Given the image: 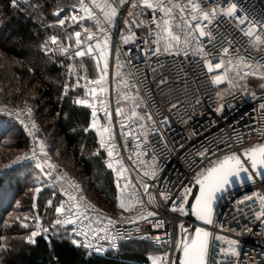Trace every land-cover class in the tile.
Wrapping results in <instances>:
<instances>
[{
    "label": "built area",
    "instance_id": "1",
    "mask_svg": "<svg viewBox=\"0 0 264 264\" xmlns=\"http://www.w3.org/2000/svg\"><path fill=\"white\" fill-rule=\"evenodd\" d=\"M96 2L119 5V0ZM152 2L155 4L156 0ZM186 2L187 0H171V4ZM219 2L220 0H212L207 8L210 9ZM240 2L248 11L249 17L258 25L255 34L264 37V0ZM84 8H90L95 16L89 18ZM130 12L135 15L130 16ZM153 15L157 18L155 22ZM180 15L178 8L174 9L172 16L165 17L158 10L153 12L152 9L142 7L133 8L132 0H126L125 6L119 10L116 26L108 25L101 33L96 30V16L102 22L104 17L95 8L93 0H83V7L81 0H74L69 7L75 51L78 47L76 32L81 33L85 51L89 43L93 49L101 50L104 40H109L108 47L103 48L106 52L107 74L99 84L94 81L100 79L84 83L80 98L89 99L96 105L97 127L92 130L99 136V145L103 134L106 145L110 142L114 146L112 157H108L107 147L100 148L105 154L106 165H113L109 170L114 179L117 197L129 205L127 210L113 214L92 201L85 193L83 183L52 154L43 127L36 117L29 114L23 105L0 103V117L12 119L20 126L23 137L27 139V145L21 154L0 165V177L16 166L31 164L35 167L37 162H41L44 171H39L61 195L63 206L67 209L73 203L80 205L77 213L80 222L75 227L82 232H88V239L94 245L98 244L107 249L106 252L93 256L114 254L121 251L123 242L135 240L145 241L152 247L153 251L147 256V264H151L153 257L163 259L164 264H173L176 252L173 241L179 237L180 221L184 222L185 219L181 216L178 221L173 222L171 216L164 214L163 207L148 203L151 195H158L160 191L175 194L181 185L194 187V172L201 167L210 166V159L233 150L264 144V109L261 108L264 105V88L261 87L264 84V46L251 47L249 38L240 33L234 22L224 18L212 26L215 35L211 42L207 39L200 41L206 48L215 44L217 47L231 46L235 50L223 57L224 67L214 69L211 74L203 68L202 58L191 53L187 57L182 53L165 54L163 41L160 43L161 51L158 56L146 54L149 51L155 52L157 23L163 24L165 18L173 25L182 23ZM190 15L189 12V18ZM126 20L129 21L128 24L125 23ZM85 29L92 31L94 38L91 41ZM176 31L179 32V29ZM180 34L183 37V33ZM124 36L131 37L127 44L123 41ZM97 40L100 41V46L97 45ZM192 47H199L197 40L192 41ZM237 57L241 59L238 60ZM245 57L247 59H243ZM229 60L233 63L231 69L227 66ZM237 72L240 73L239 76ZM215 75L226 76L227 79L219 85H212L210 80ZM158 77H166L167 86L159 85L156 79ZM101 87L104 91H97L93 96L91 90ZM217 92L221 95L217 96ZM177 100L180 101L178 110H170L167 107L168 102L175 104ZM137 104L139 107H136ZM221 104L223 108L217 112L216 108ZM117 108L120 109V116L116 114ZM88 109L91 122L92 109ZM133 110L137 113L136 117L131 116ZM149 112L156 120H159L160 113L169 116L168 127L158 128L152 121L147 120L146 114ZM185 113L192 119L188 120ZM33 123L35 128L32 127ZM105 128L109 129V133L104 132ZM224 141L229 142L231 148H225ZM217 144L221 146L220 152L216 151ZM204 147H211L215 156L205 157L202 164L190 169L189 161L196 159V152L203 151ZM33 152L36 154L35 159L32 158ZM20 157L24 159H18ZM121 169H124L122 174ZM146 171L150 174L154 172L155 178L146 177ZM190 181L193 183L189 184ZM144 184L149 185L147 192ZM254 192L264 195V183L259 179L254 183L245 181L230 187L228 195L216 202L214 223L205 225V229L211 233L209 264L213 260L217 264H264V223L258 222L254 215L259 208V201L253 197L243 204H236V201L243 200L245 195L252 196ZM65 193L81 199L69 200ZM149 211H158L160 215L149 217ZM60 218H68L67 212ZM158 220L164 221L165 226L157 229L154 225ZM92 231H96L98 237L108 239H93ZM217 235L225 239L217 241ZM112 238H116L118 250L110 248ZM228 239L237 241L232 246L236 249V255L229 253L225 256L220 252L221 247H228Z\"/></svg>",
    "mask_w": 264,
    "mask_h": 264
},
{
    "label": "trees",
    "instance_id": "2",
    "mask_svg": "<svg viewBox=\"0 0 264 264\" xmlns=\"http://www.w3.org/2000/svg\"><path fill=\"white\" fill-rule=\"evenodd\" d=\"M73 2L40 0V8L34 10L28 7V0H20L19 8H13L10 0H0V101L28 105L43 125L55 158L82 181L97 205L114 212L119 208L117 193L99 136L92 129L83 131L90 124V111L72 103L81 97L82 85L87 81L81 85L77 82L81 83L82 76L88 74L82 62L86 58L72 54L73 27L68 7ZM54 12L60 15H53ZM60 19L65 21L64 25L58 23ZM52 36L57 37L55 44L51 42ZM66 41L72 44L67 46ZM61 48L71 50L62 53ZM76 59L77 64L71 63ZM65 84L67 95L61 99ZM26 145L20 126L12 119L0 117V164L23 151ZM30 167L35 169L31 164L16 166L0 177V223H4L0 225V238L9 246L7 252L0 249L3 264H48L53 249L52 244L38 236L35 246H23V255L19 260L14 258L11 246L26 233L19 222L32 212L30 208L35 202L32 190L37 185L25 181ZM22 169H25L23 176ZM47 182L51 187L44 186L38 196L58 194ZM47 228L52 229L49 235H55L56 226ZM59 231L64 235L63 227ZM0 244H3L1 240ZM55 248L62 264H147V256L153 251L147 242L135 240L123 242L119 252L101 257L92 255L90 259L67 242L57 240Z\"/></svg>",
    "mask_w": 264,
    "mask_h": 264
},
{
    "label": "snow or ice",
    "instance_id": "3",
    "mask_svg": "<svg viewBox=\"0 0 264 264\" xmlns=\"http://www.w3.org/2000/svg\"><path fill=\"white\" fill-rule=\"evenodd\" d=\"M10 2L13 8H19L20 0H10ZM81 3L83 7V0H81ZM93 3L95 8H98L103 14V22L98 16H96V30L103 33L106 26H116V18L118 17L119 10L125 6L126 0H119L118 6H114L113 4L107 2L98 3L96 0H93ZM208 4H212V0H196V2H193V0H187L185 4H171V0H156L155 4L152 0H132L133 8L142 7L144 9H152L153 12L158 10L160 13H163L165 17L172 16L173 11L176 8H178L181 13L180 20L182 23L173 25L168 18L163 20V24L157 23V41L155 52L149 51L146 54L158 56L161 51L160 43L163 41V52L165 54L180 55L182 53L185 57H187L189 53H191L193 56L202 58L203 68L207 70V73L211 74L214 69L219 70L224 67V56L229 55L232 51H235L231 48V46L224 47L223 45H220L217 47V45L212 44L211 47L206 48L202 43H200V41L204 39H207L209 42L212 41V38L215 35L212 26L218 20H223L224 18H227L228 21L234 22L235 27L239 29L240 33L249 38L251 47L258 48L259 46H264V37L255 34L258 28L257 23L249 17L248 11L242 7L240 0H220L219 3L214 4L210 9L207 8ZM28 7L38 10L40 8V0H28ZM84 11L88 13L89 18L95 16V13H93L90 8H84ZM189 12L191 13L190 18L188 16ZM238 13H243V15H238ZM53 15L59 16L60 12H54ZM129 15L132 16L135 15V13L130 12ZM73 19H76V17H73ZM152 19L153 22H155L157 18L153 15ZM58 23L60 25H64L65 21L60 19L58 20ZM125 23L128 24L129 21L126 20ZM246 26L247 30L245 31ZM176 29H179V32H177ZM85 32L89 41H91L94 38L92 31L85 29ZM180 33H183V37ZM75 36L77 37L76 45L78 46L74 53L76 57L86 56L94 51L91 43H89L87 51L83 49L80 32H76ZM253 37L254 40L252 39ZM130 38L131 37L129 36H124V43L127 44ZM193 40H197L199 47H192ZM56 41L57 37L52 36L51 42L55 44ZM97 45L100 46L99 40H97ZM108 45L109 40L106 38L104 40L103 47L101 48V57H103V48L108 47ZM43 47L46 48V45ZM174 49L176 51H173ZM60 51L62 53H66L68 49L61 48ZM117 51H119V49H117ZM237 59L239 60L241 58L237 57ZM243 59H247V57ZM227 66L229 69L233 67L231 60L228 61ZM107 67L108 65L105 64V70ZM247 67H250V65H247ZM105 70H102V72L106 75L107 73ZM237 75L239 76L240 73L237 72ZM103 78L104 76L101 75L100 80L94 81V83L99 84ZM156 79L158 80L159 85L167 86L168 81L166 77H158ZM224 79H227V77L215 75L211 77L210 83L212 85H219ZM261 87L264 88V84H262ZM67 90L68 85L65 84L64 92L61 94V99L67 95ZM97 91L103 92L104 89L102 87L99 89L93 88L91 90L92 95L95 96ZM216 95L220 96L221 94L217 92ZM253 95H255V93H253ZM72 103L76 106H87L92 109V120L90 124L83 129V131L88 132L90 129L96 128V105L89 99H82L79 97L73 100ZM100 103H102V101H100ZM197 103H199V101H197ZM178 105H180L179 100H177L175 104L168 102L167 107L170 110H178ZM136 107H139V105L137 104ZM222 108L223 105L221 104L216 108V111L220 112ZM261 108L264 109V105H261ZM32 111L33 110L31 108H28L29 114H31ZM116 114L117 116L121 115L119 108H117ZM131 116L136 117V111L133 110L131 112ZM185 116H187L186 113ZM146 119L152 121L158 128L161 126L167 128L170 122V117L165 116L162 113H160L159 120H156L151 112L146 114ZM187 119L190 120L192 117L187 116ZM32 127H36L35 123H33ZM104 132L109 133V129L105 128ZM29 135H32V133L29 132ZM223 146L225 148H231V144L227 141L223 142ZM100 147H107L108 157L113 156L114 146L110 142L106 145L103 134H101ZM180 147L183 149V144H181ZM215 147L216 151L220 152L221 146L217 144ZM41 150L43 151V144H41ZM212 156H215L212 148L204 147L203 151L196 152V159L189 161V168H195L196 165L202 164L205 157ZM32 158H36L35 152H33ZM18 159H24V157H20ZM209 165L210 166L208 167H201L199 171H195L193 174L194 185L198 188V190H193V187L191 186L181 185L175 194L170 195L169 192L166 191H160L158 195L152 194L148 203L159 204L163 207L165 209L164 214L171 216L173 222L178 221L181 216L190 214L195 217L197 221H201L205 225H212L214 223L213 215L216 202L228 195L229 188L234 186L236 181H240L241 183L244 181H251L254 183L257 179H259L262 183H264V144L243 148L242 150L237 149L224 153L220 156H215V159L209 160ZM107 167L111 169L113 165L109 163ZM35 168L40 171H44L43 164L41 162H37L35 164ZM120 171L122 174L124 169H121ZM45 174L47 175L48 173ZM144 175L146 177L151 176L153 179L155 178L154 172L150 174L146 171ZM192 183L193 181L189 182V184ZM117 187H119V184H117ZM143 187L145 192H147L149 185L144 184ZM65 195L69 196V200L81 199L67 193H65ZM253 197H256L259 201V208L254 214L255 219L258 222L264 223V195H257V193L254 192L252 193V196L245 195L243 200L236 201V204H243L245 201L251 200ZM117 200L119 201V208L127 210L129 205L126 204L124 200H121L120 197H117ZM49 204H51V201H49ZM79 207L80 205L77 203H73L71 207L67 209L63 206V204L57 206V216L59 217L67 212L68 218L56 219L53 221V225L56 226L55 235H49V232L52 231V229L43 228L40 223H37V230L31 231L23 238V246H35L37 244L36 238L38 236L41 237V239H44L47 243L52 244L53 249L49 253L48 264H62L59 253L55 248V241L57 240L67 242L71 247L79 250L89 259L93 254L99 255L102 252H106L107 249L102 248L98 244L94 245L91 241H89L88 232H82L75 227V225L80 222L77 215ZM73 209L76 211H73ZM157 215H160L158 211L148 212L149 217ZM22 226L25 228L28 227L27 224ZM154 226L159 229L160 227L165 226L164 221L158 220ZM61 227H63L64 235L60 234L59 229ZM91 235L93 239H108L107 237H98L96 231H92ZM81 236H83V239H81ZM210 237L211 233L205 230V228L197 226L194 227V231H189L185 223L180 221L179 237L173 241L177 252V255L173 260V264H177V262L178 264H209ZM145 239H147V237H145ZM215 239L217 241H221L224 240L225 237L217 235ZM157 242H160L159 236L157 237ZM227 243L228 247H221L220 252L225 256L229 253L236 255V249L232 246L235 245L237 241L228 239ZM8 247L9 246L6 244H0V249H3L5 252H7ZM118 247L119 245L116 243V238H112L110 248L118 250ZM6 258L7 257H5V259ZM13 264H15V262H13ZM151 264H164V261L163 259L153 257ZM212 264H217V261L213 260Z\"/></svg>",
    "mask_w": 264,
    "mask_h": 264
},
{
    "label": "rangeland",
    "instance_id": "4",
    "mask_svg": "<svg viewBox=\"0 0 264 264\" xmlns=\"http://www.w3.org/2000/svg\"><path fill=\"white\" fill-rule=\"evenodd\" d=\"M68 16H69V10H68ZM71 34H73V33H71ZM73 37L74 36H71L72 43L75 41V39ZM70 42L71 41H69V42L66 41L65 44L68 46V44H72ZM71 46H72L71 48L73 50L72 51V54H74L75 51H74L73 48H75V47L73 45H71ZM69 50H71V49H68V51ZM70 54H71V52H70ZM84 57L86 59H84V61H82V62L86 66V68H87L86 71H88V74L87 75L84 74V76H82V79L83 80L81 81V83H78L77 82V85H81L83 83V81L89 82V81H94L95 79H100L101 75H103V76L105 75L104 72H102V70H105V62H106V52L104 50H103V57H101V50H99V49H94V51L91 54H88V55H86ZM70 58H73V57H70ZM78 61L79 60L76 59V60H74L71 63H76L77 64ZM58 91H59V88H58ZM59 93H61V92H59ZM0 103H6V102H1L0 101ZM16 105H23L27 109L30 108L26 104H16ZM32 114L34 115L33 111H32ZM37 121H38V119H37ZM50 122H52V121H50ZM38 123L41 124L39 121H38ZM42 127H43V125H42ZM43 130H44V127H43ZM45 132L46 131L44 130V133ZM45 137H46V133H45ZM21 152H17L16 154H13L11 156V159L10 160H7L4 163H2V165L5 164V163L10 162L12 159H14L19 154H21ZM62 166H64V165H62ZM64 167L68 170V168L66 166H64ZM24 171H25V169H22L21 170V173H20L21 176H23V174L25 173ZM27 171L29 173V177L25 180L26 181V184L28 183L30 185V182L29 181H31V183L36 184L37 186H35V188H33V190H32L33 191V196L35 197V202L33 203L32 207L30 208L32 210V212L31 213L30 212L26 213L24 215V216H26V219H23L22 221L19 222L21 226L24 225V224H27L28 225L27 228L24 227L25 230H26V233L23 236L18 237L17 238L18 240H16L14 242V245L11 246L12 247V250H14L13 251L14 258H16L17 260H19L20 257L23 255L22 254L23 253V250H24L23 245H22L23 244V238L25 236H27L31 231L37 230V228H36L37 223H40L43 228H47V227L52 226L54 220L60 219V216L58 217L57 214H56V207L57 206H60L62 204V197H61V195H58L59 193L58 194H55V193L53 194L52 191H51V189H48L52 193L51 195L49 193L48 194L49 196H47L46 194H41L40 196H38V191H41L42 189H45L44 186H46L47 188H49L48 186H50V184L45 180L43 174L38 169H36V168L34 169V168L30 167V168H28ZM75 177L78 178L77 176H75ZM77 180H79V179H77ZM83 186H84V184H83ZM84 189H85V186H84ZM85 193L88 195L86 189H85ZM88 197L91 200L93 199V197L91 196V194H89ZM49 201H51V204H49ZM36 210H38V212ZM121 210L122 209L118 208V209H115L114 212H112L110 210H108V211L114 214V213H117V212H119ZM3 224H4L3 222L0 223V225H3ZM3 226H1V227H3ZM0 240L2 241L3 244L6 241V240H4L3 237H1ZM0 264H3V262H2L1 259H0Z\"/></svg>",
    "mask_w": 264,
    "mask_h": 264
},
{
    "label": "water",
    "instance_id": "5",
    "mask_svg": "<svg viewBox=\"0 0 264 264\" xmlns=\"http://www.w3.org/2000/svg\"><path fill=\"white\" fill-rule=\"evenodd\" d=\"M244 182H245V181H244ZM240 183H241L240 181H236V182L234 183V185H237V184H240ZM193 190H198V188L194 185ZM184 219H185L184 223H185V225L187 226V228H188L189 231H194V227H197V226H198V227H203V228H205V224H204L203 222H201V221H197V220L195 219V217L191 216L190 214L184 216ZM205 230H206V229H205ZM178 234H179V233H178ZM176 255H177V252H175L174 258H175ZM177 264H178V262H177Z\"/></svg>",
    "mask_w": 264,
    "mask_h": 264
}]
</instances>
